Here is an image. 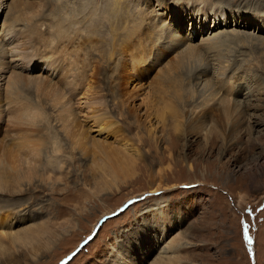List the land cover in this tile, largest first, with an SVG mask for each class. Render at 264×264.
<instances>
[{"label": "rangeland", "instance_id": "1", "mask_svg": "<svg viewBox=\"0 0 264 264\" xmlns=\"http://www.w3.org/2000/svg\"><path fill=\"white\" fill-rule=\"evenodd\" d=\"M66 1L0 0V49H5L0 59L2 99L17 70L65 84L70 67L77 66L79 74L86 67L85 82L90 77L96 89L88 93L87 84L71 90L77 78L69 77L72 81L64 101L70 97L74 116L63 122L57 109L50 108L52 126L64 146L60 155L65 157L63 166L49 165L44 181L37 177L18 190L11 186L0 191V217L6 218L0 231L9 229L6 235L0 234V245L10 248L0 251V264H119L125 250H130L127 241L145 217L154 223L167 221L168 230L157 238L160 242L152 237L140 243V248L136 245L137 264H264V84L258 92L251 90L254 79L246 81L258 76L264 83V54L257 43L264 38V20L259 26L254 24L264 15V0L259 4L257 0H210L223 6L222 10L207 8L203 0H120L118 9V0H81L83 5L80 0L76 4L68 0L65 16L74 15V31L59 37L54 14ZM175 7L180 14L172 17ZM242 12L260 15L252 22ZM142 14L145 24L138 18ZM146 24L158 25V31L167 29L156 34L154 44L158 47L152 43L142 66L135 69L126 49L133 39H146V35L137 38V31ZM237 32L247 35L229 46L206 42L208 37ZM37 49L35 57L44 55L49 61L24 57ZM69 50L73 51L69 54ZM165 74L174 79L166 83ZM236 75L239 84L232 89L229 81ZM175 82L184 85L182 94H192L183 108L182 125L188 117L195 118L177 131L178 137L170 127L161 129L158 119L146 121L150 118L142 115L144 104L150 99L160 105V91ZM223 97L240 108L251 105L232 134L228 120L198 121L207 120L211 106L217 116L226 101ZM7 101L4 99L0 108V139L4 141L5 136L10 143L13 134L27 131V125L16 118L7 120L11 110ZM107 116L113 120L114 133L101 131L102 125L95 122ZM199 125H206L203 132ZM79 128L89 133L87 148H78L73 142ZM209 128L207 141L204 133ZM92 142H99L108 152L94 149ZM72 144L76 146L73 149ZM4 205H15L17 211ZM39 227L47 232L38 231ZM27 231L33 242L13 241ZM157 231L153 234L160 237L162 232Z\"/></svg>", "mask_w": 264, "mask_h": 264}, {"label": "bare ground", "instance_id": "2", "mask_svg": "<svg viewBox=\"0 0 264 264\" xmlns=\"http://www.w3.org/2000/svg\"><path fill=\"white\" fill-rule=\"evenodd\" d=\"M78 0H73L72 2H75L74 4H76ZM86 1V0H84ZM84 1L80 3L81 5L84 4ZM90 2V0H87ZM120 0H118L117 3V9L118 6L120 4L119 2ZM197 1V0H195ZM228 3H231V0H227ZM262 0H257L258 4L259 2H261ZM42 2V1H41ZM203 3L206 4L207 8H215V9H224V7L222 6V8H220L221 6L218 5V2H210V0H203L201 1ZM68 0L66 1L65 4H63V9H60L59 11L56 12V14H54L55 18H54V23L56 24V26L54 27V30L59 34V37H65L66 35L69 36V34L71 32H73V27L71 26V22H74V18L72 16H65V12H67V10L69 9V5H68ZM198 3V2H197ZM264 2H262L261 4H263ZM1 6V4H0ZM58 7V4H57ZM121 7V6H119ZM212 11V10H211ZM41 12V11H40ZM82 15V13H80ZM178 14H180V9H178V7H175V9L172 10V17L177 16ZM243 16L245 18H251L252 22H254L257 18L256 16L260 15V14H256L255 12H250V13H246V12H242ZM43 16V15H42ZM50 15L48 14V17ZM53 16V17H54ZM143 14L142 16H139V20L140 22H144V18H143ZM209 17V14H207L206 16H203V19H207ZM259 17V16H258ZM94 18V17H93ZM137 18V19H138ZM253 18V19H252ZM14 19V18H13ZM81 19V18H80ZM84 19V18H83ZM161 22H163V18H160ZM10 20V19H9ZM92 20V18H91ZM264 20V15L261 16L257 22L258 23H254L255 25L259 26L261 25V22ZM20 21V20H19ZM49 21V20H48ZM84 21V20H83ZM165 21V20H164ZM12 22V21H11ZM10 22V24H11ZM23 22V21H22ZM28 22V21H27ZM37 22V21H36ZM50 22V21H49ZM47 23V25L51 24V23ZM9 23V22H8ZM44 23V22H43ZM15 24V23H13ZM29 24V23H28ZM143 24V26H144ZM206 24V23H205ZM9 25V24H8ZM193 26V23L191 24ZM26 26V25H25ZM53 26V25H51ZM11 27V26H10ZM50 26H48L49 28ZM158 27V25L156 26V28ZM250 27L255 28L252 24L250 25ZM15 28V27H14ZM52 28V27H51ZM116 28V27H115ZM114 28V29H115ZM155 27H152L151 25L146 24L145 28L142 27V29H139L138 32V36L142 37L144 35H146V39L142 40V42H138L134 41V39L131 41V43L128 44L126 51L128 50L129 56L130 58V62L132 63L133 68L138 69L141 65V63L144 61V58L146 57V52L149 50H152V46L151 44L153 43V46L158 47L157 44H154V38L156 36V34L160 31H166L165 28H161L160 31H158ZM88 30V29H87ZM257 30V28L255 29V31ZM118 31V30H117ZM174 31V30H173ZM30 32V31H29ZM56 32H52V35L54 36V34ZM134 32V31H132ZM54 33V34H53ZM56 33V34H57ZM75 33V32H74ZM30 34V33H29ZM51 35V34H50ZM177 35V34H176ZM175 35V36H176ZM247 33H239L237 32L235 35L232 33V35L230 34H224V35H215L214 37L211 38H207L206 42L210 45L212 43H214V41L216 42H221L225 45L229 46V42H233L236 40H238V37H243L246 36ZM12 36V35H11ZM75 36V35H74ZM92 36V35H91ZM52 38V36H50ZM57 37V36H56ZM68 38V37H67ZM73 38V37H72ZM185 38V37H184ZM258 39V38H257ZM74 40V39H73ZM78 40V38H77ZM130 40V39H129ZM174 42L173 43H177L179 40H174L171 39ZM187 40V39H186ZM4 41V39H3ZM58 41V40H57ZM67 41V40H66ZM64 40V42H66ZM76 41V40H75ZM83 41V40H82ZM185 41V40H184ZM242 41V40H239ZM71 42V41H70ZM112 42V41H111ZM172 42V41H171ZM59 43V42H58ZM115 43V42H114ZM259 48H261L263 50V54H264V38H260L257 41ZM71 44V43H70ZM74 44V43H73ZM113 45V44H112ZM183 45V44H182ZM74 46H76L74 44ZM84 46V44H83ZM160 46V45H159ZM173 46V44H172ZM176 46V45H174ZM68 47V46H67ZM66 47V48H67ZM82 47V46H81ZM155 47V48H156ZM198 47V46H197ZM196 47V48H197ZM2 49H0V59L3 58V56L5 55V49L3 47H1ZM32 48V47H31ZM53 48V47H52ZM51 48V49H52ZM96 48V47H95ZM168 48V47H167ZM200 48V47H198ZM208 48V47H207ZM50 49V50H51ZM69 49V48H68ZM159 49V48H158ZM188 51L190 50L191 52L193 51L192 47L189 46V48L187 47ZM186 49V52L188 53ZM260 49V50H261ZM53 50V49H52ZM76 50V49H75ZM79 50V49H78ZM114 50V48L112 49V51ZM66 51V50H65ZM70 51V50H69ZM73 51V50H72ZM68 52L69 54L72 52ZM80 51V50H79ZM111 51V52H112ZM181 51V50H180ZM183 51V50H182ZM201 51V50H200ZM39 52V49H37L35 51V53H28L26 54L24 57L25 58H29L32 60H38V58L40 61H43V63L45 62V60H48L47 57H45L44 55L40 56V57H35V55H38L37 53ZM93 52V51H92ZM105 52V51H104ZM52 53V52H51ZM80 53V52H79ZM77 53V54H79ZM113 53V52H112ZM111 53V54H112ZM125 53V52H124ZM193 52V56H194ZM207 53V52H206ZM220 53V52H219ZM40 54V53H39ZM68 54V55H69ZM110 54V55H111ZM199 54V52L197 53V55ZM67 55V56H68ZM72 55V54H71ZM109 55V56H110ZM117 55V53H116ZM188 55V54H186ZM196 55V56H197ZM44 56V57H43ZM93 56V55H92ZM114 56V54H113ZM112 56V57H113ZM128 56V55H127ZM178 56V54H177ZM192 56V55H191ZM189 56V57H191ZM217 56V55H216ZM76 57V56H74ZM79 57V56H78ZM102 57V56H101ZM111 57V56H110ZM115 57V56H114ZM113 57V58H114ZM161 57V56H160ZM205 57V56H204ZM37 58V59H36ZM66 58V57H65ZM71 58V57H70ZM85 58V57H84ZM108 58V57H107ZM162 58V57H161ZM179 58V57H178ZM199 58V56H198ZM69 59V58H68ZM74 59V58H73ZM71 58V61L73 60ZM76 59V58H75ZM79 59V58H78ZM93 59V58H92ZM111 59V58H110ZM127 59V58H126ZM129 59V58H128ZM158 59V58H157ZM177 59V58H176ZM184 59V58H183ZM189 59V58H188ZM187 59V60H188ZM82 60V58H81ZM91 60V59H89ZM146 60V59H145ZM161 60V59H160ZM179 60V59H178ZM182 60V59H181ZM49 61V60H48ZM99 61V59H98ZM123 61V60H122ZM127 61V60H126ZM158 61V60H157ZM172 61V60H171ZM174 61V60H173ZM184 61V60H183ZM186 61V58H185ZM190 61V60H189ZM202 61V60H201ZM204 61V60H203ZM102 62V61H101ZM124 62V61H123ZM122 62V64H123ZM129 61H127L128 63ZM139 62V65H138ZM169 62V61H168ZM176 62V61H175ZM174 62V64H176ZM180 62V61H179ZM188 62V61H186ZM191 62V61H190ZM188 62V63H190ZM200 62V61H199ZM218 62V61H217ZM75 63V61H74ZM79 63V62H78ZM92 64V62H90ZM147 63V62H144ZM170 63V62H169ZM193 63V62H192ZM196 63V62H195ZM84 64V63H83ZM129 64V63H128ZM180 64V63H179ZM178 64V66H180ZM182 64V63H181ZM56 64H54L53 66H55ZM69 65V62H68ZM90 65V64H89ZM127 65V64H126ZM203 65V64H202ZM93 66V64H92ZM123 66V65H122ZM142 66V65H141ZM170 66V65H169ZM189 66V65H188ZM60 67V66H59ZM62 67V66H61ZM77 66L70 67L73 69H69L68 71V77L67 79H65L66 83L65 84H61L62 82H54V78H44V77H37L34 76L32 77V75H27L23 72H21L20 70H17L19 72H14L13 75V81L11 82V85H8V89H7V96L6 98H4L5 100H8L7 102H9V107L11 108L10 112H9V118L7 120H9L11 122L12 118H16L18 121H23L24 125H27L25 128H27V131L18 133L16 132L15 134L12 135V138L9 140L10 143H8L7 141H5V136L2 137L4 138V141L0 139V191H6V189H10L11 186H14V188H16V190L20 189L26 182V184H30L32 182H34L37 177H41L39 178L40 180L44 181V177L43 174L46 172V169L48 168L49 165L54 166L55 168H59L61 166H63V163L65 162V160H63L64 158L61 159L60 155L61 151H64V146L62 145V141L59 139V136H57V132L54 131V128L52 126L50 117L53 114V111H50V108H56L58 111V116H60V118L58 117L59 120H62L64 122V119L68 120L70 119L69 117H71V115L74 116V109L72 107V105L70 104V97L69 100L67 102L64 101L65 95L67 94L65 91L69 90L68 86L71 83L72 79H69V77H73L74 79H76V81L72 84L71 90H77L78 88H81L82 86H88V93L90 91H93V86L91 85L92 83V79L90 77H88L87 82H85V76L88 74H86L84 76V72H86V67H84V70H82V74H79V69L76 68ZM105 67V66H104ZM118 67V66H117ZM116 67V68H117ZM131 67V65H130ZM171 67V66H170ZM175 68H177L174 65ZM54 68V67H53ZM91 68V67H90ZM93 68V67H92ZM107 68V67H106ZM167 68V67H166ZM179 68V67H178ZM177 68V70H178ZM183 68V67H182ZM165 69V68H164ZM169 69V68H168ZM167 69V70H168ZM172 69V67H171ZM185 69V68H183ZM94 70V69H93ZM120 70V69H119ZM131 70V69H130ZM165 70V71H167ZM173 70V69H172ZM171 70V71H172ZM176 70V69H174ZM169 71V70H168ZM179 71V70H178ZM184 71V70H183ZM244 71V70H243ZM120 72V71H119ZM126 72V70H125ZM134 72V71H133ZM190 72V71H188ZM92 73V72H91ZM121 73V72H120ZM127 73V72H126ZM131 73V72H129ZM169 73V72H168ZM185 73V72H184ZM187 73V72H186ZM239 73V72H238ZM133 74V73H132ZM240 74V73H239ZM64 75V74H63ZM72 75V76H70ZM90 75V74H89ZM126 75V74H125ZM130 75V74H128ZM136 75V74H135ZM173 75V74H172ZM180 76V74H179ZM189 76V75H188ZM95 77V75H94ZM98 77V76H97ZM101 77V76H100ZM166 77V78H165ZM173 77V76H172ZM244 77V76H243ZM157 78V77H156ZM159 78V77H158ZM181 78V77H180ZM232 78V76L230 77ZM235 79H233V81H229L232 82L230 86L232 89H235V86L238 82V78H240L239 76H235ZM134 79V77H133ZM164 79H166L169 83L170 81H172L174 78H171V75L168 74L166 76V74L164 75ZM188 79V78H187ZM254 79L252 82L255 83V85H253V87H251V90H255V91H261L263 86V82L258 78V76H255L254 78H249L248 80H246L247 82H249V80ZM158 80V79H157ZM189 80V79H188ZM179 81V80H178ZM174 82V81H173ZM210 82V81H209ZM246 82V83H247ZM160 83V82H159ZM162 83V82H161ZM250 83V82H249ZM58 84V85H56ZM88 84V85H87ZM94 84V83H93ZM98 84V83H97ZM165 84V83H164ZM210 84V83H208ZM213 84V83H212ZM239 84V83H237ZM253 84V83H252ZM251 84V86H252ZM61 85H63V88L61 87ZM96 85V84H95ZM144 85V84H143ZM168 88L166 90H163V92L160 91V101L162 102L160 105H158L159 103H153L152 100H148L147 103H145V112L144 114H142L143 116L146 115V121H151V117H154L156 119H158L159 121H161V129H165L166 127H170L174 133L176 134L175 137H178L180 135V132L177 133V131H181V129H184L185 126H189L190 123H186L187 120L188 121H195L194 117H188L187 119H185V124L182 125V121H184L181 117L184 115L183 114V108H186L189 103H190V97L192 96L191 93H188L187 95L182 94L180 91L185 89L184 85L181 82H175V85L173 84H167ZM226 85V84H225ZM241 85V84H240ZM239 85V86H240ZM224 86V85H223ZM242 87V86H240ZM239 87V88H240ZM161 89V88H160ZM86 90V89H85ZM94 90H96L94 88ZM222 90V89H221ZM220 90V91H221ZM185 91V90H184ZM227 91V90H225ZM250 91V90H249ZM71 92V91H70ZM86 92V91H85ZM84 92V93H85ZM95 92V91H93ZM92 92V93H93ZM20 93H23V95H21ZM162 93L163 96H162ZM219 93V92H218ZM263 93V92H262ZM228 94V93H227ZM229 94H232L231 92ZM228 94V95H229ZM132 95V94H131ZM217 95V94H216ZM253 95V93H252ZM90 96V94H89ZM213 96V95H212ZM218 96V95H217ZM215 97V96H214ZM229 97V96H226ZM226 97H223L224 100H226ZM165 98H172V101H168L165 100ZM212 98V97H211ZM222 97L220 96L219 100ZM4 99H2V95H0V108L2 106H4L3 102ZM34 99V100H33ZM261 99V98H260ZM218 100V99H217ZM233 100V99H232ZM159 101V102H160ZM51 103V105L48 107V104ZM209 102V101H208ZM217 102V101H216ZM219 102V101H218ZM221 102V101H220ZM2 103V104H1ZM224 103V104H223ZM221 105V109L219 114L216 116L215 115V110L213 108V106H211V108H208L207 110V120H201L199 119L198 121L204 122V123H209V122H214L217 123V121H221V122H225L226 120L229 121L230 123V127H229V134H232L235 130V128H237L238 123L240 121H242L243 117H245L246 113V109L247 107H250V103L249 105H243L242 108H240L239 105L236 104H232L230 102L229 99H227L226 101H224ZM210 105H213L210 104ZM220 105V104H219ZM152 106V107H150ZM238 108L240 110H238ZM217 109V106H216ZM136 112V111H135ZM205 113V112H204ZM202 113V115L204 114ZM106 115V114H105ZM54 116V115H53ZM201 117V116H200ZM216 117V118H215ZM247 118V117H246ZM217 119V120H216ZM93 120V119H92ZM13 121V120H12ZM88 121V120H87ZM113 123V120L110 116L104 117L101 121H95L97 124H99L100 126L102 125V127L100 128V130H105L107 129L109 133H114V129L112 128L113 125H111ZM79 122V121H78ZM94 122V123H95ZM111 123V124H110ZM207 123V124H208ZM206 124V125H207ZM205 126L203 125H199V132H203V130L205 129ZM108 126V128H107ZM18 127V126H15ZM66 128V127H65ZM73 128V127H72ZM31 129L33 131V133H30ZM77 129V128H76ZM80 129V128H79ZM92 129V128H91ZM11 130V129H9ZM71 130V129H70ZM228 131V130H227ZM250 131L251 134L253 135V129L252 127H250ZM69 133V131H67ZM4 133V131H3ZM218 133V132H217ZM10 134H12V132L8 133V136H10ZM89 134V133H88ZM87 134V130L84 128H81L77 133L74 132L73 137V142L75 143V145H78V148H87L88 147V143L89 141V137ZM205 137L206 140L209 141L210 139V134H211V128L206 130ZM220 134V133H218ZM18 136H25L23 138H17ZM70 135V133H69ZM72 135V134H71ZM71 135L69 137H71ZM221 135V134H220ZM219 135V136H220ZM7 136V135H6ZM71 137V138H72ZM215 137V136H214ZM67 138V137H66ZM216 138L217 134H216ZM91 139V138H90ZM216 140V139H215ZM71 142V141H70ZM72 142V143H73ZM8 143V144H6ZM104 144V143H103ZM209 144V143H208ZM72 144V149L75 148L76 146ZM92 147L94 149L96 148H100L101 151L103 152H108V150H106V148L104 146H102L99 142H92ZM113 149V148H112ZM99 150V151H100ZM110 151V150H109ZM117 151V150H116ZM60 157V158H59ZM105 158V157H104ZM93 160V159H92ZM60 169V168H59ZM53 170V169H52ZM48 171V170H47ZM43 176V177H42ZM38 179V178H37ZM47 179V178H46ZM28 184V185H29ZM160 187V186H159ZM16 202V201H15ZM13 204H15L13 202ZM17 205V203H16ZM15 205H12L11 208H9V205H4V207H6L7 209H9L10 211L14 210L17 211L16 209H14ZM18 206V205H17ZM27 213L26 211L24 212V214ZM11 215V214H10ZM14 215V214H13ZM16 215V213H15ZM14 215V216H15ZM4 219H6L5 217H0V227H4L5 223H4ZM9 220V219H8ZM4 223V225H3ZM167 221H164V223H160L159 221H157L156 223H154L153 221H150V219L148 218H144L143 222L140 225H137L136 229L132 232V239L131 241H127L128 247H130V250H125V255L123 256L124 258L122 260H120L119 264H137L136 263V259L138 257V255L136 254V245L140 248V243L144 242V241H148L151 240L152 237H155V240L159 241V239H161L162 234L165 235L167 230H168V225H167ZM3 225V226H2ZM8 228V227H6ZM3 229V228H2ZM5 229V228H4ZM12 229V228H11ZM31 229V228H30ZM46 229V228H45ZM45 229H42L41 227L38 228V231H42L43 233L47 232ZM157 229L161 230V234L160 237L157 234H153V232H158ZM9 230V229H8ZM8 230L5 231H0V234L2 235V233H8ZM32 230V229H31ZM11 232H13L11 230ZM14 233V232H13ZM33 233V232H32ZM11 234V233H10ZM19 234V233H18ZM29 231L25 232V233H21L18 236H15L16 238L13 240L15 242L21 243V242H33L34 241V237H32V235L30 234ZM15 235V233L13 234ZM49 237V236H48ZM3 238V237H2ZM159 238V239H157ZM7 240V239H6ZM29 240V241H27ZM45 240V239H44ZM4 242V241H3ZM8 242V241H7ZM6 242V243H7ZM14 242V243H15ZM129 242V243H128ZM47 244L51 243V238H49L46 242ZM11 244V243H9ZM2 245V244H1ZM0 245V251L4 250V249H8L9 246H1ZM6 245V244H5ZM14 245V244H13ZM186 245H188V243L186 242ZM40 247V246H39ZM127 247V248H128ZM4 248V249H3ZM163 248V247H162ZM169 248V247H167ZM10 249V248H9ZM172 249V247H171ZM175 249V247L173 248ZM34 250H38V248L36 247V245L34 244ZM167 250V249H166ZM176 250V249H175ZM148 252V251H147ZM144 254V253H143ZM160 254V253H159ZM162 256V255H161Z\"/></svg>", "mask_w": 264, "mask_h": 264}]
</instances>
